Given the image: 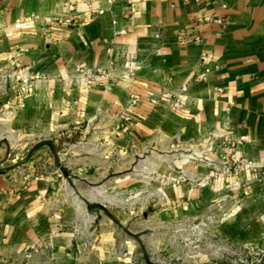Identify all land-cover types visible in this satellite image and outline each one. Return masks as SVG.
<instances>
[{"label": "crops", "instance_id": "obj_1", "mask_svg": "<svg viewBox=\"0 0 264 264\" xmlns=\"http://www.w3.org/2000/svg\"><path fill=\"white\" fill-rule=\"evenodd\" d=\"M90 3L106 12L89 13ZM70 5L81 12L77 23L54 21ZM28 16L34 20L18 25ZM204 54L213 55L207 64ZM125 55L134 56L138 70L121 74L106 86L77 80L81 70L107 69L124 61ZM207 66L206 78L196 81ZM17 72L24 81L15 78ZM7 77L15 84L9 93L19 103L12 107L15 113L28 114L35 123L41 122L39 115H55L68 107L124 113L135 119L128 132H120L121 142H127L169 132L198 140L204 131L219 133L227 122L240 141L233 147L226 143L227 152L238 159H264V0H113L111 4L108 0H4L0 81ZM186 84L188 104H167L170 93ZM133 90L139 93L136 105L130 99ZM91 126L108 130L117 141L123 123ZM215 158L225 173L227 167L234 170L222 176L227 180L223 185H212L211 193L219 188L230 192L238 179L245 182L247 175L251 177L249 169L237 174V163L226 165L222 152ZM32 192L35 196L38 191ZM13 194L0 173V203L9 199L11 208L22 204ZM33 196L29 192L23 200ZM245 205L252 206L253 214L240 218L239 226L252 227L253 233L244 240L264 242V199L254 196ZM20 208L7 214L4 206L0 212L4 229L0 241L5 237L7 242L16 241L21 228L17 220L28 211ZM28 215L44 219L34 211Z\"/></svg>", "mask_w": 264, "mask_h": 264}, {"label": "rangeland", "instance_id": "obj_2", "mask_svg": "<svg viewBox=\"0 0 264 264\" xmlns=\"http://www.w3.org/2000/svg\"><path fill=\"white\" fill-rule=\"evenodd\" d=\"M14 85L0 81V173L23 203L11 208L7 199L0 212L28 211L16 241H0V264H264V242L244 240L253 228L238 222L253 214L247 199H264V159H254L260 176L250 167L248 181L211 193L227 172L210 131L121 142L132 115L79 107L35 123L12 108ZM109 122L123 123L118 143L91 126Z\"/></svg>", "mask_w": 264, "mask_h": 264}, {"label": "built area", "instance_id": "obj_3", "mask_svg": "<svg viewBox=\"0 0 264 264\" xmlns=\"http://www.w3.org/2000/svg\"><path fill=\"white\" fill-rule=\"evenodd\" d=\"M4 0H0V9L3 5ZM113 0H108V3L111 4ZM87 11L92 14H99L102 15L106 12L105 8L96 6L94 3H90L88 5ZM81 15V12L77 10L74 6L70 5L69 8L63 12L58 17L54 18V21H57L59 23L63 24H76L79 16ZM33 17L28 16L25 17L22 20H19L17 23L18 25L29 23L33 21ZM116 24L117 21H114ZM121 33L124 32V30L120 31ZM213 58L212 54H204L202 57L203 64H207L208 61ZM135 70H138L137 63L134 59V56L132 55H125L124 61L118 62L113 66H110L107 69H100L95 70L92 73L85 72L84 70L80 71V78H77V80H83L89 83L96 82L101 83L102 85L106 86L110 84V82L119 77L121 74L124 73H130L134 72ZM210 72V68L207 66L205 67L200 73L196 75V81H202L206 78L207 74ZM15 78L17 80H25L22 73H15ZM189 84H186L181 87V89L177 92H171L170 97L166 99L167 104L174 107L184 106L188 104V98L185 96V93L188 91ZM218 92H222V88L218 89ZM131 103L133 105H136L139 101L138 92L136 90H133L130 95ZM160 99L158 98H152V101L158 102ZM212 140H211V146L214 148L215 146H218L219 152H222L224 157V163L227 165L229 162L237 163L238 166V172H242L244 169L248 168L250 170V167L252 168V171L255 172L256 176L261 175L262 169L258 167L256 164V160L250 159L247 157H242L241 159H238L235 154L232 152H227V145L226 143L231 144V146H235L236 144H240V141H237L235 137L230 133L228 123L226 122L224 127L219 133L212 134ZM222 140V142H221ZM227 167V166H226ZM233 168H226L227 172H230ZM242 181L237 180L236 184L239 185Z\"/></svg>", "mask_w": 264, "mask_h": 264}]
</instances>
